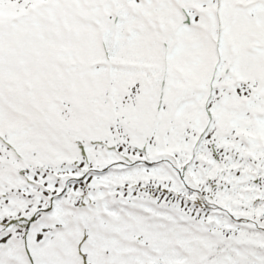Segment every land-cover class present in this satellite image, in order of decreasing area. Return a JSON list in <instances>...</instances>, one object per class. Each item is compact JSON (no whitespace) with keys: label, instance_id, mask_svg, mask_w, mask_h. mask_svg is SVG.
Returning a JSON list of instances; mask_svg holds the SVG:
<instances>
[{"label":"snow or ice","instance_id":"snow-or-ice-1","mask_svg":"<svg viewBox=\"0 0 264 264\" xmlns=\"http://www.w3.org/2000/svg\"><path fill=\"white\" fill-rule=\"evenodd\" d=\"M0 264H264V0H0Z\"/></svg>","mask_w":264,"mask_h":264}]
</instances>
